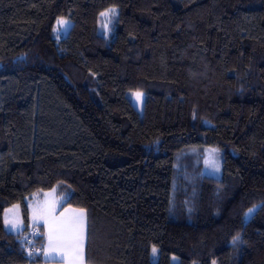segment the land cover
<instances>
[{"label": "trees", "instance_id": "obj_1", "mask_svg": "<svg viewBox=\"0 0 264 264\" xmlns=\"http://www.w3.org/2000/svg\"><path fill=\"white\" fill-rule=\"evenodd\" d=\"M204 146L221 178H177ZM48 190L86 211V264H264V0H0V264L44 262L3 215Z\"/></svg>", "mask_w": 264, "mask_h": 264}, {"label": "rangeland", "instance_id": "obj_2", "mask_svg": "<svg viewBox=\"0 0 264 264\" xmlns=\"http://www.w3.org/2000/svg\"><path fill=\"white\" fill-rule=\"evenodd\" d=\"M116 9L115 15H109L107 17H102L101 14L99 16V22H98V33L102 36H104L107 39H111V37L114 34V28L116 25L117 17H118V9L116 7H110L106 9L103 12H107L109 9ZM58 20H65L67 21V24L61 28L58 24ZM107 24L108 27L105 28L104 25ZM71 27V20L69 18H59L56 20L54 24V38L59 43L62 38H64ZM140 92L142 93L141 101H137L135 97V93ZM127 97L135 107V109L139 112L140 115H142L143 111V103L145 99V93L141 91H128ZM207 123V122H206ZM215 162L219 165V171H216L212 164ZM176 171H177V178L180 176L185 177L186 179H190L191 177H197V175H204L207 177L212 178H221L222 176V152L217 147L213 146H204V147H191L186 149L185 151L178 154L176 158ZM20 207V206H19ZM16 209V208H14ZM21 209V208H20ZM251 209H254V211L249 214V210L244 215V221H248L253 213L258 209V206H255ZM12 214L13 219L17 221V223H22V213L20 212L10 210L9 212ZM154 246L151 247L150 252V258L151 262L153 264H156L158 262V248L155 256L152 253V249ZM170 264H179V259L175 255H172L170 258ZM212 264H216L215 261L212 262Z\"/></svg>", "mask_w": 264, "mask_h": 264}, {"label": "crops", "instance_id": "obj_3", "mask_svg": "<svg viewBox=\"0 0 264 264\" xmlns=\"http://www.w3.org/2000/svg\"><path fill=\"white\" fill-rule=\"evenodd\" d=\"M38 206H43L46 208L54 207V210L51 212V216L49 217V219H51V217L62 219L63 217L68 216L73 211H75L76 213H79L80 210H83V209L74 208L70 206L60 209L59 208L60 203L56 198L55 191L48 190L43 193H39V194L32 196V198L28 202V210H29L28 223L25 224L22 218V223H17V228L11 230L10 232L20 233L23 230H25L26 227H43L44 232H45L46 242H45V247L43 249V261L44 262L42 264H86L85 248H86L87 233H88V219H87L86 211L83 210L84 226H83L82 242L78 249L70 253H65L59 250L53 251L51 248H49L48 229L44 223V220L35 215V210ZM10 210L20 212L21 209L19 205H13L5 210L4 215H3V220H4V226L7 230L11 227V225H6L5 220L13 219L12 214L9 213ZM52 257H55L56 259L53 260Z\"/></svg>", "mask_w": 264, "mask_h": 264}, {"label": "snow or ice", "instance_id": "obj_4", "mask_svg": "<svg viewBox=\"0 0 264 264\" xmlns=\"http://www.w3.org/2000/svg\"><path fill=\"white\" fill-rule=\"evenodd\" d=\"M115 15L116 9H109L107 12H102V17H107L109 15ZM57 24L63 28L67 21L65 20H58ZM105 28L108 27L107 24L104 25ZM136 100L141 101L142 93L136 92L135 94ZM212 167L219 171V165L213 162ZM54 210L53 208H46L43 206H38L35 210V215L42 218L44 223L48 229V246L53 251H62L65 253H70L79 248L82 242L83 236V226H84V214L83 210H80L79 213L73 211L68 216L63 217L62 219H57L51 216V212ZM254 209H249V214H251ZM6 225H11L8 229L9 231L17 228V221L15 219H6ZM236 239H239L237 237ZM235 243V240L233 241ZM157 249L153 247L152 253L155 256ZM29 255H32L29 252ZM55 260V257H52Z\"/></svg>", "mask_w": 264, "mask_h": 264}, {"label": "built area", "instance_id": "obj_5", "mask_svg": "<svg viewBox=\"0 0 264 264\" xmlns=\"http://www.w3.org/2000/svg\"><path fill=\"white\" fill-rule=\"evenodd\" d=\"M41 235L39 227H29L23 235L24 249L29 254L32 253V245L34 240ZM34 255H30V259H34Z\"/></svg>", "mask_w": 264, "mask_h": 264}]
</instances>
